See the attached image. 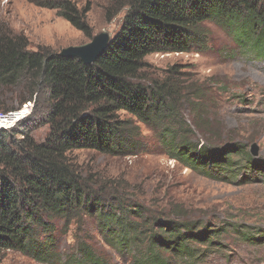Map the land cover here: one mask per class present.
<instances>
[{"label":"trees","instance_id":"16d2710c","mask_svg":"<svg viewBox=\"0 0 264 264\" xmlns=\"http://www.w3.org/2000/svg\"><path fill=\"white\" fill-rule=\"evenodd\" d=\"M29 1L56 11L85 37L93 38L87 19L90 6L79 8L73 0ZM122 1L128 8L123 25L90 65L49 47L33 51L25 35L0 30V94L22 88V103L28 102V107L43 103L50 129L43 143L36 142L30 132L20 139L10 131L0 133V264L7 251L39 261L56 258L57 222L69 226L86 216L97 218L108 245L120 251L131 247L141 251L139 246L147 239V264H162L159 250L192 257L195 251L189 239L209 241L196 234L197 224L156 223V229L133 223L127 209L106 201L73 165L69 154L75 150L128 153L126 149L135 142V128L120 117L122 112L147 125L170 111L174 100V132L167 133L164 141L170 157L191 170L217 171L228 180L239 169L235 156L245 154L247 168L254 171L256 163L244 148L235 139L228 142L231 134L202 125L201 115L193 117V126L183 120L179 112L186 99L178 85L174 84L173 96L166 83L144 85L141 71L152 54L190 52L202 43L206 23L221 27L244 56L264 61V0ZM82 252L86 264H105L88 248Z\"/></svg>","mask_w":264,"mask_h":264},{"label":"rangeland","instance_id":"374dc122","mask_svg":"<svg viewBox=\"0 0 264 264\" xmlns=\"http://www.w3.org/2000/svg\"><path fill=\"white\" fill-rule=\"evenodd\" d=\"M73 1L79 8L90 6L87 19L93 37L108 31L114 38L128 11L122 0ZM0 30L25 35L33 51L49 47L60 53L92 41L56 11L29 0H0ZM201 41L188 53L146 57L141 82L147 86L166 83L173 96L174 84L178 85L186 99L179 112L183 120L193 126V117L201 115L202 125L231 134L228 142L235 139L244 148L256 163L254 171L247 168L245 154L235 156L239 169L228 180L217 171L191 170L170 157L164 141L167 133L174 132V100L172 111L147 125L120 113L135 128V142L126 149L128 153L106 155L84 149L73 151L69 158L106 201L127 209L133 223L156 229L157 224L192 223L198 226L196 234L209 237L207 242L189 239L195 251L192 257L159 250L162 264H264V61L244 56L214 23L204 24ZM174 67L179 70L175 76ZM24 96L22 88L0 94V133L10 131L20 139L30 132L36 142L43 143L50 130L43 103L28 107V102L22 103ZM216 231L220 233L212 235ZM53 235L56 258L39 261L7 251L2 264H86L84 248L105 264H147L144 261L150 256L147 239L140 244L141 251L135 247L120 251L108 245L94 216L69 226L58 221Z\"/></svg>","mask_w":264,"mask_h":264},{"label":"water","instance_id":"95a60500","mask_svg":"<svg viewBox=\"0 0 264 264\" xmlns=\"http://www.w3.org/2000/svg\"><path fill=\"white\" fill-rule=\"evenodd\" d=\"M110 32L103 31L92 38V41L81 46H72L62 50L59 54L67 58H78L85 64H93L109 47L113 41ZM256 153V146H254Z\"/></svg>","mask_w":264,"mask_h":264}]
</instances>
